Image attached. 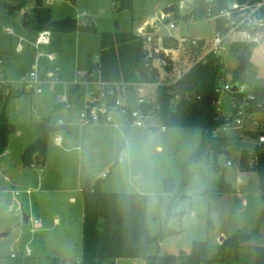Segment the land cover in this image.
Listing matches in <instances>:
<instances>
[{"label":"rangeland","instance_id":"374dc122","mask_svg":"<svg viewBox=\"0 0 264 264\" xmlns=\"http://www.w3.org/2000/svg\"><path fill=\"white\" fill-rule=\"evenodd\" d=\"M175 2L134 0L132 10L121 11L115 8L112 0H77L75 3L54 0L49 5L45 3L51 9L53 19L94 24L96 31L49 29L52 31L51 43L35 49L36 30L25 18L27 14L16 10L15 0H0V73L8 78L4 83L6 91L11 88V92H15L4 108L15 130L9 136L6 149L0 153V234L8 233L0 236V264H81L83 200L79 187L83 188L87 179L91 184L95 183L109 171L107 180L101 184L103 190L147 195L155 188L161 193L155 201L148 196V228L151 234L157 233L160 228L165 203L173 193L178 196L175 210L182 212V217H172L168 225L175 232L168 234L159 244H151L150 253H189L194 240L219 244L235 232L248 233L247 243L264 244V202L263 199L256 202L253 199L259 187L256 170L245 174L239 182L238 177L242 175L236 167H224L228 159L237 158L238 150L230 149L226 154L217 155L208 149L203 150L196 162L189 166L186 184L181 187V165L200 145L202 130L199 128L166 127L163 131L158 120H151V124L145 127L122 125L117 129L112 125L97 124L92 125V131L74 127L67 133L51 134L46 166L35 163L27 167L22 163L21 149L39 135L43 118L50 114L51 122H56L60 113L52 110L54 99L51 94L54 89L50 84L44 86L41 94L25 92L19 84L35 61L41 77L52 71L59 74L66 85L77 82L81 80L80 72L99 60L100 31H131L136 35L142 31L153 39L161 37L166 40L168 31L163 25L165 22L155 23L157 11ZM23 10L29 12L31 9L25 7ZM151 17H154L152 21L143 23ZM22 22H26V26H22ZM140 27L143 29L139 30ZM170 32L193 37H209L212 33L208 21L183 22ZM18 43L23 46L21 51L16 50ZM263 58L261 48L253 50L240 78L250 85H264ZM233 59L232 56L227 60L228 68L237 67L238 63ZM231 72L228 71V75H232ZM169 77L168 72L161 71L154 81L163 85V82H169ZM17 93L21 95L15 96ZM149 93L151 95L153 91ZM221 100L222 108L228 110L227 96H222ZM3 101L0 99V115ZM255 119L243 128L231 125L228 133L218 134L238 137L243 147L252 148L258 135L264 134V112ZM247 131L252 133L247 135ZM59 134L63 138L61 147L55 141ZM129 137L145 149L146 167L151 170L149 183L138 180L140 173L130 175L122 168L119 153L118 163L113 165L118 147ZM39 159L38 156L35 161ZM213 162L221 168L218 173L213 171ZM223 172L225 182L239 189L242 196L234 191L222 196L214 192ZM165 180L169 189L174 188L172 191L168 192ZM27 189H30L29 193ZM243 198L247 199L248 205L242 204ZM23 212L32 218H39L40 223L23 224ZM220 237L224 239L221 241ZM28 249L29 254L26 253ZM11 254L16 257L12 258ZM235 254L231 256L233 259L243 260V264H254V251L252 254L248 247ZM124 259L117 264H139Z\"/></svg>","mask_w":264,"mask_h":264},{"label":"trees","instance_id":"16d2710c","mask_svg":"<svg viewBox=\"0 0 264 264\" xmlns=\"http://www.w3.org/2000/svg\"><path fill=\"white\" fill-rule=\"evenodd\" d=\"M31 0H15L16 10H23ZM46 0H34L31 10L26 13L25 18L34 30L53 29L65 31L73 28L78 31H96L94 24L77 23L69 20L53 19L51 9L45 5ZM75 3L77 0H71ZM118 11L132 10L134 0H112ZM176 1V0H175ZM213 2L224 3L226 0H198L199 9L194 11L195 18L205 14L207 7ZM242 1V0H241ZM29 15V18H28ZM188 16L183 17L187 19ZM100 36V54L97 63L91 65L87 70L94 71L104 81L109 82H135L154 81L158 76V70L151 66V59L143 49L141 38L131 31L102 30ZM233 52L239 51L250 62L251 51L248 46L241 44L232 47ZM221 74L219 60L210 55L205 64H196L188 74L181 80L168 85L157 86L155 95L149 105L142 106V109H153L158 113V118L165 127L178 128H199L201 142L199 147L181 165V187L185 186L188 168L195 163L203 150L208 149L213 155L226 154L230 149L239 150L241 140L235 136H213V131L227 122L224 117H218L215 113L214 102L218 98L215 87L218 77ZM242 72L235 71V79L240 78ZM77 86L71 87V92ZM7 86L0 89L2 112L0 115V153L8 144L9 136L15 128L12 122L4 113L7 101L12 97L11 88ZM253 92L255 100L250 102L249 111L264 112V85H255ZM5 94V95H4ZM21 93L15 94V96ZM179 95L177 104L172 99ZM242 99L243 94L237 95ZM60 105H56V110ZM231 120V118H230ZM229 120V121H230ZM228 121V122H229ZM56 126L51 122L48 115L41 122V133L22 153L21 160L24 166H32L35 163H42L48 147L50 135L56 131ZM247 131L246 134H251ZM117 149L113 165L118 163ZM253 152L257 154L256 170L259 177L260 196L264 199V146L255 145ZM35 155L39 160L35 161ZM252 152L242 149V166L246 165V159ZM215 172L221 168L217 162H213ZM109 172L91 184L90 190L83 191V225H82V248L81 264H116V260L141 259L144 264H214L230 259L238 252V249L248 247L254 250V264H264V245L246 244L249 234L235 232L227 236L221 243L213 246L204 240H194L189 253L178 254L150 253L151 244H159L168 234L174 233L168 225L172 217H182V212L175 210L177 195L173 193L165 203V213L157 233L151 234L148 222V195L136 192L108 191L101 188V184ZM167 181V180H165ZM168 187V181L165 182ZM174 188H172L173 190ZM168 187V192L172 191ZM218 196L233 192L230 184L219 179L217 189L214 190ZM235 254V255H236ZM54 264V262H53Z\"/></svg>","mask_w":264,"mask_h":264},{"label":"built area","instance_id":"2783aa9c","mask_svg":"<svg viewBox=\"0 0 264 264\" xmlns=\"http://www.w3.org/2000/svg\"><path fill=\"white\" fill-rule=\"evenodd\" d=\"M173 6L171 15L163 16L160 13L155 20V23L162 20L165 22V24L162 23L168 31L166 40L161 37L153 39L150 34L142 31L138 34L147 58L151 59V66L156 68L158 73L164 71L170 75L169 82H163V86L183 79L196 64H205L208 56L212 55L221 64V74L215 87L218 98L214 102V109L219 118L224 117L227 120L212 132L213 136H220L218 133H228L231 125H234V128H243L256 120L255 118L262 111L248 110L250 102L256 98L253 92L255 85H250L241 78L236 80L234 75L237 67L235 65V68L232 66L228 68L227 60L233 56L234 62L238 63L239 51L233 52L232 47L241 44L248 46L251 56L252 51L259 48L264 56V0H226L221 4L212 1L205 14L198 18L194 16V11L199 9L198 0H176ZM185 16H188L186 20L183 19ZM197 21L211 23L212 33L209 37L178 36L170 32L183 22L192 24ZM141 29L143 28L140 27L139 30ZM8 32L12 33V30L8 29ZM51 35L52 31L49 29L37 31L34 48L50 44ZM22 49L23 46L19 43L17 50ZM228 71H232V75H228ZM80 75L81 80L66 85L62 82L60 75L52 71H49L45 77H41L35 61L19 84L23 91L32 94H41L44 86L50 84L54 89V99L62 109L71 110L77 107L78 124L82 127L107 124L119 129L122 125L145 127L151 124V120L160 122L156 110H144L142 106L150 104L157 86L162 84H157L156 81L109 82L101 79L96 72L88 70L81 71ZM5 80L0 73V89L5 86L4 83H7ZM77 85L79 87L71 92V87ZM234 85L237 87L236 91H232ZM151 87L154 88L149 90ZM151 91L153 94L149 95ZM4 92L7 94L6 90ZM238 94H243L244 97L240 99L237 97ZM222 96L228 98V110L221 106ZM178 100L179 95L173 97V104H177ZM57 122L60 126L67 125L63 118H59ZM148 127L153 128L152 125ZM161 129L164 131L166 127L162 125ZM256 145L264 146V134L258 135ZM243 148L252 152V155L246 159L244 167L241 159ZM253 148L241 145L237 158L234 156V159H228L224 163L225 168L236 167L237 172L242 175L238 177L239 182H242L243 174L248 172L247 170L257 166L258 156L253 152ZM30 220L34 225L40 223L38 219ZM10 256L16 257L15 254Z\"/></svg>","mask_w":264,"mask_h":264},{"label":"crops","instance_id":"0c3cea01","mask_svg":"<svg viewBox=\"0 0 264 264\" xmlns=\"http://www.w3.org/2000/svg\"><path fill=\"white\" fill-rule=\"evenodd\" d=\"M54 2V0H46L45 1V3H47V5H49V4H51V3H53ZM33 5H34V0H31L29 3H28V5H27V7H26V9L28 10V9H31L30 7H33ZM21 13H25V15H26V13H28V12H24V10H21L20 11ZM159 12V10L157 11V13ZM154 19V17H151L149 20L148 19H146V20H144L143 21V23H145V22H147V21H152ZM7 29H10V28H7ZM20 39H21V37H20ZM23 39V38H22ZM19 44V43H18ZM16 50H17V47H16ZM18 51V50H17ZM84 70V69H83ZM82 70V71H83ZM87 70V69H86ZM49 72V71H48ZM4 78H6V79H8L7 77H5L4 76ZM21 95V94H20ZM20 95H18V96H20ZM52 96H53V99H54V91H53V93L51 94ZM53 102V104L51 103V105H52V110L54 111H60V113L58 114L59 115V117L57 118V120L59 119V118H63V120H65L66 122H67V125H62V126H60V125H58V122L56 121V122H52V123H54V125L56 126V131H54V132H61V133H67V132H69L70 131V128H74V127H80L81 129H85V130H88V131H92L94 128H93V126H85V127H82V126H80L79 124H78V118H77V107H75L74 109H71V110H64V109H62L60 106L58 107V109L56 110V105H57V103H56V101H55V99L52 101ZM48 115H50V114H48ZM47 115V116H48ZM46 116V117H47ZM46 117H44L43 118V120L46 118ZM42 120V121H43ZM53 132V133H54ZM40 133H41V124H40ZM40 133H39V135H40ZM18 134H20V132H18ZM39 135H37V137L39 136ZM37 137H35L34 139H36ZM50 137H51V135H50ZM33 139V140H34ZM32 140V139H31ZM32 140V141H33ZM31 141V142H32ZM55 141H56V145L57 146H59V147H61L62 145V143H63V138H62V136L59 134V135H57L56 137H55ZM30 142V141H29ZM30 142V143H31ZM29 143V144H30ZM29 144H27V145H29ZM26 145V146H27ZM48 145H49V143H48ZM26 146H24L22 149H21V153H22V151H23V149L26 147ZM158 148H160V146H158ZM47 149H48V147H47ZM21 153H20V157H21ZM47 151H46V154H45V160H44V162H43V164H44V166H46L47 165ZM37 164H39V163H37ZM34 165V164H33ZM31 167V166H30ZM249 172H252V171H248V172H245L244 174H243V176L245 175V174H247V173H249ZM109 173H110V171H109ZM220 174V173H219ZM104 176V173L102 174V176H100L99 178H102ZM223 179H224V172H223ZM107 178H108V176L105 178V180H107ZM259 178V177H258ZM225 181V180H224ZM227 183H229V182H227ZM230 184V183H229ZM230 186H231V188L233 189V191L234 192H236V194H238V195H240V196H242V193L241 192H239V189L238 190H236V188L235 187H232V185L230 184ZM79 190H80V193H81V196H82V187H79ZM27 193H29L30 192V189H27V191H26ZM14 193H17V191H14ZM240 193V194H239ZM246 195H248V193H246ZM70 199L72 200V201H74L75 200V198L73 197V196H71L70 197ZM254 202H256L257 201V199H261L262 200V198H261V196H260V186L258 187V189H256V193L254 194ZM82 200H83V196H82ZM264 200V199H263ZM262 200V202H264ZM242 204H244V205H248L249 204V202H247V199L246 198H243V200H242ZM19 208H21V205L19 204V206H18ZM30 219H39V218H32V217H30ZM29 219V222H31L32 220H30ZM40 220V219H39ZM57 220V219H56ZM32 223V222H31ZM33 230V229H32ZM227 237V236H226ZM221 238V237H220ZM211 245H217L218 243H210ZM247 244H250V245H255V244H251V243H247ZM262 245H264V244H262ZM251 251H252V254H253V249L252 248H249ZM240 250H243V248H240V249H238V252H237V255H238V253L240 254ZM247 250V249H246ZM27 254H29L30 253V249H28L27 250V252H26ZM120 260H123L122 258H120V259H117L116 260V264L120 261ZM125 260V259H124ZM127 260H131L132 261V263L133 262H139V264H144V262H143V260H141V259H127ZM243 260H236V259H233L232 257L230 258V259H227L226 261H221V262H218V263H214V264H243Z\"/></svg>","mask_w":264,"mask_h":264},{"label":"clouds","instance_id":"9594fccd","mask_svg":"<svg viewBox=\"0 0 264 264\" xmlns=\"http://www.w3.org/2000/svg\"><path fill=\"white\" fill-rule=\"evenodd\" d=\"M145 149L134 138H126L119 149V161L130 175L140 173L137 177L142 183H149L151 181V170L146 167L144 159ZM147 195L155 201L160 192L152 188L147 192Z\"/></svg>","mask_w":264,"mask_h":264},{"label":"water","instance_id":"95a60500","mask_svg":"<svg viewBox=\"0 0 264 264\" xmlns=\"http://www.w3.org/2000/svg\"><path fill=\"white\" fill-rule=\"evenodd\" d=\"M173 10H174V6L173 5H169V6L164 7L161 11H159L158 15L161 12H163L164 14H170ZM65 23L68 24L69 20L66 19ZM26 24H27L26 22H22V26H26ZM237 62H238L237 70L240 71V72H243L245 70L246 66H248V64H249L247 58L244 55H238L237 56ZM236 89H237V87H236V85H234L233 88H232V91H236ZM35 158L37 159L38 155H35ZM90 186H91V183L87 179L84 187L82 188V190L83 191H88V190H90ZM29 219H30V215H28L25 212H23L22 213V223L23 224H28ZM6 234H8V233L7 232H3V233L0 234V236H5ZM223 239H224V237H221V241Z\"/></svg>","mask_w":264,"mask_h":264}]
</instances>
